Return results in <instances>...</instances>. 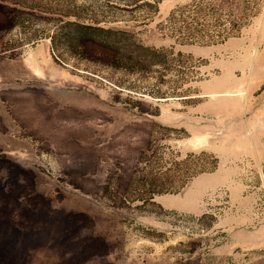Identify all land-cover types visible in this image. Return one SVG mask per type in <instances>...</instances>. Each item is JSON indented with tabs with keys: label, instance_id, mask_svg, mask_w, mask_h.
<instances>
[{
	"label": "rangeland",
	"instance_id": "obj_1",
	"mask_svg": "<svg viewBox=\"0 0 264 264\" xmlns=\"http://www.w3.org/2000/svg\"><path fill=\"white\" fill-rule=\"evenodd\" d=\"M0 264H264V0H0Z\"/></svg>",
	"mask_w": 264,
	"mask_h": 264
},
{
	"label": "trees",
	"instance_id": "obj_2",
	"mask_svg": "<svg viewBox=\"0 0 264 264\" xmlns=\"http://www.w3.org/2000/svg\"><path fill=\"white\" fill-rule=\"evenodd\" d=\"M78 27L75 30L66 29L64 32H59L60 35H62L63 41L71 42L75 41L80 44V39L85 38L89 40H93L98 42L100 45L110 48L111 50L115 52H121L124 51L123 54L125 58L128 59V61L132 63L140 62V66H143V62H146V54L149 49L146 47L140 46L139 49L142 52L133 54L132 49L130 45H125L124 43L121 44V46H118L119 42H123L124 39L118 38V34H123L121 31H114L111 29H102L98 27H93L89 25H77ZM57 35V34H56ZM55 36V35H54ZM144 59V60H142ZM149 173V171H148ZM147 173V174H148ZM146 174V176H147ZM151 177L148 176L144 178L143 180L139 181V186L143 184V186H149L151 184H155L156 180L158 178H162L164 175V172H157L155 174H150ZM142 182V183H141ZM152 186V185H151Z\"/></svg>",
	"mask_w": 264,
	"mask_h": 264
}]
</instances>
